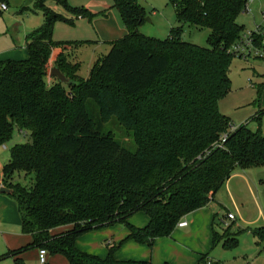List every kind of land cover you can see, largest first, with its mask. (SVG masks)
<instances>
[{"label": "trees", "instance_id": "trees-1", "mask_svg": "<svg viewBox=\"0 0 264 264\" xmlns=\"http://www.w3.org/2000/svg\"><path fill=\"white\" fill-rule=\"evenodd\" d=\"M47 1L76 16H91L67 0H36L44 20L27 33V57L0 59V144L14 128L28 136L10 146L0 180L11 189L21 232L31 236L28 244L1 253L0 259L12 257L14 264H24L20 253L33 246L61 253L68 264H151L118 260L117 246L109 243L101 258L76 247L75 239L90 229L123 222L129 230L126 238L151 247L182 217L206 205L235 168L264 164L260 127L253 130L245 121L229 130L233 124L217 103L231 89V45L245 29L236 18L246 0H169L178 24L161 39L137 29L145 16L137 0H112L126 33L108 43L85 78L77 75L80 64L64 48L89 40L52 39L54 21L71 19ZM184 24L208 28L207 46L183 40ZM54 46L59 51L52 63ZM53 65L68 83L49 76ZM261 86L256 97L264 81ZM110 119L129 135L131 147L104 128ZM225 131V140L217 145ZM15 172L30 180H9ZM136 211L147 215L145 225L129 224ZM221 224L220 232L211 226L212 246L236 245L243 229ZM247 229L264 244V224ZM196 264L224 263L201 253Z\"/></svg>", "mask_w": 264, "mask_h": 264}, {"label": "rangeland", "instance_id": "rangeland-1", "mask_svg": "<svg viewBox=\"0 0 264 264\" xmlns=\"http://www.w3.org/2000/svg\"><path fill=\"white\" fill-rule=\"evenodd\" d=\"M7 2V9L0 12V59L22 60L27 57V49L25 47L27 33L41 25L44 16H42V11L38 7H35L36 0H7ZM67 2L70 7L85 8L91 16L78 18L73 11L66 10L54 1H47V6L60 15L71 19V22H66L62 19L54 21L52 39L64 42L96 41L105 35L106 31L112 30L114 23L110 19V15L107 14L112 8V0H67ZM137 2L141 4L145 13L144 20L137 27L140 33L161 39L168 35L171 27L175 28L178 24L169 0H137ZM259 4L260 6H264V0H252L248 5L249 11H244L237 16L236 22L245 25L243 32L253 27L252 16H254L255 20L259 18ZM182 27L181 38L183 40L207 46L206 37L209 31L208 28L187 26L186 24ZM80 45L81 43L75 45L70 43L66 45L64 50L72 49V54H76L75 60L80 64L79 74L84 76L92 62L91 60L94 59L93 61L95 62L96 58L106 53L109 45L103 42L98 47L84 45L83 48H79ZM52 52L51 59L53 61L58 53L57 47L54 46ZM228 72L231 89L223 98L218 100L219 111L229 118L230 123L236 126L246 121L249 128L254 130L259 126L261 132L264 131V112L260 113L259 119H255L257 110L264 106V87L259 96L256 97L257 88L264 81V62L258 58L243 59L242 57L235 56L231 60ZM104 128L111 129L114 136L118 137L124 145L132 146L131 138L123 130L119 122L110 119L106 121ZM27 139V135L23 136L14 128L10 139L4 143L5 145L0 144V163L4 164L7 162L9 148L12 144L25 142ZM257 169H260L261 172H259V177H255V181L253 180L254 187L252 189L254 195H250L247 189L238 188V195L242 202V219L236 214L235 221L223 222L221 224L223 227H228L230 223H233L239 226L240 229H243V231L238 232L236 235V245L226 248L222 246L221 242H218L212 247L210 237L207 240L209 247L205 250L209 251L210 258L217 259L224 264H264V244L262 241L256 239L249 229H247L248 227L253 228L259 226V224H264V168L257 166L251 168L250 171H257ZM9 180H18L20 183L26 184L30 179L28 175L24 177L23 173L20 172V175H18L15 172ZM222 188L219 191L223 190L224 193L225 191ZM224 205L226 208L228 207L230 210H233L231 204L224 203ZM219 211L218 216L215 218L216 224L214 225L218 232L221 230L217 225L221 223L219 218L225 214L223 209ZM232 225L230 226V230L235 228ZM122 230L128 231L125 223H113L105 226V228L90 229L80 234L78 238L80 237V239L85 241L86 247L92 245L95 248H101L104 250L103 253L105 255L107 249L105 239L107 238L112 240L114 245L117 246L116 251H124L125 257H136L132 254V248L126 244L128 239L126 238L127 231L119 238ZM230 234L231 231L228 232V235L223 233V236L228 238ZM30 247L32 246H28L25 251H28ZM147 248L148 251H151L152 246H147ZM87 253L94 254V252ZM44 263L68 264L61 253L51 254L49 252H46ZM28 264L41 263H38L36 259V261H29Z\"/></svg>", "mask_w": 264, "mask_h": 264}, {"label": "crops", "instance_id": "crops-1", "mask_svg": "<svg viewBox=\"0 0 264 264\" xmlns=\"http://www.w3.org/2000/svg\"><path fill=\"white\" fill-rule=\"evenodd\" d=\"M4 2H7V0H4ZM114 9L115 8L112 7L107 12V14L110 15V19L114 23L112 30L106 31L105 35L101 36L99 40L81 43L79 48H83L84 45H94L98 47L99 44L103 42H106L108 44L110 41H113L115 38L121 37L126 33V29L122 24L120 16L117 13L116 9ZM72 44L75 45L74 43ZM57 49L59 51L58 47ZM68 50L70 52L69 59L73 60L74 62H78L75 60L76 54H72V49ZM93 60L94 59L91 60L92 62L87 68L84 76L79 74V69L77 70V75L85 78L90 66L94 62ZM49 61L52 62V59L50 58ZM52 80L53 79H50V82ZM261 112H264V106L257 110L255 119L260 118L259 116ZM262 132L264 133V131ZM2 165L3 163H0V176L2 174ZM263 165L257 166L264 168L262 167ZM257 166L235 168L234 171L227 177L225 183L221 186L225 191L224 193L223 190H221V192L219 191L221 188L220 187L212 194V199L206 205L198 207L197 209L184 216L187 221L186 225H183L182 227L175 226L169 236L167 235L156 237L152 242L151 251H148L147 244L135 242L132 239H127V242L125 241L126 244L132 248V254L136 257H125L126 255L124 251L118 252V250L116 251V249L114 251V257L118 260L146 259L149 260L151 264H196L201 253H206L207 258H210L209 251L205 250L209 247V243L207 242V240L212 235V227H214V225L216 224L215 218L218 216L217 214L218 212H220L219 210L223 209L225 213L228 211L234 213L235 219L231 220L232 222L236 220V214H238V216L242 219V202L240 201L238 195V188L247 189L250 195H254L252 189L254 187L253 180L255 181L254 178L259 177V172L261 171L260 169H257V171L253 172L250 170L251 168H255ZM224 203L231 204L233 210H230L228 207L226 208ZM147 220V215L142 211H136L128 217V222H130V224L135 227L145 225ZM20 222L21 221L17 211L16 202H14V200L10 198L7 193L0 192V254L7 251L13 252V250H15L17 247L28 244V242L30 241V234L21 232ZM233 225L234 227H239L235 224ZM126 231L127 230H122L119 238H121V236L124 235ZM128 232L129 230L127 231L126 235L128 234ZM105 242L114 244L112 240L107 238L105 239ZM75 245L81 250L94 252V254L98 257L103 258L105 255L103 253L104 250H102L101 248H95L92 245L86 247L85 241L83 239H80V237H77L75 239ZM37 254L38 248L32 246L28 249V251L21 252L20 258L24 264H28L29 261H36ZM210 259L214 260L213 258ZM0 264H14V260L12 257H5L0 259Z\"/></svg>", "mask_w": 264, "mask_h": 264}, {"label": "built area", "instance_id": "built-area-1", "mask_svg": "<svg viewBox=\"0 0 264 264\" xmlns=\"http://www.w3.org/2000/svg\"><path fill=\"white\" fill-rule=\"evenodd\" d=\"M252 0H246V4L244 6V11L248 12V5L251 3ZM8 4L7 2H4L0 0V11H5L7 9ZM259 18L255 20L254 16H252V25L253 27L243 32L236 42H234L231 45V51L234 54V56L242 57L243 59L247 58H258L261 59L264 62V6H260L259 4ZM77 17H80V15H77ZM236 125H230L229 130H232ZM19 133H21L23 136L26 135V130L16 128ZM227 131L222 133V136L219 139V142L217 145H220L222 143L227 134ZM5 145V144H2ZM4 147V146H3ZM0 184L1 180H0ZM1 186V185H0ZM235 219V214L231 211L226 212L219 221L221 223L223 222H230L231 220ZM187 221L184 217L180 219L177 223V227H182L183 225H186ZM46 248H40L38 249L37 254V260L39 263L44 264L45 262V255H46Z\"/></svg>", "mask_w": 264, "mask_h": 264}, {"label": "water", "instance_id": "water-1", "mask_svg": "<svg viewBox=\"0 0 264 264\" xmlns=\"http://www.w3.org/2000/svg\"><path fill=\"white\" fill-rule=\"evenodd\" d=\"M49 76L55 77L59 82L68 83V78L62 73L56 65H53L49 69ZM0 192H5L7 194L11 193V189L3 185L0 186Z\"/></svg>", "mask_w": 264, "mask_h": 264}]
</instances>
